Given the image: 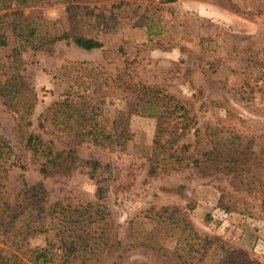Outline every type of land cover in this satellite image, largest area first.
<instances>
[{"label":"rangeland","instance_id":"obj_1","mask_svg":"<svg viewBox=\"0 0 264 264\" xmlns=\"http://www.w3.org/2000/svg\"><path fill=\"white\" fill-rule=\"evenodd\" d=\"M7 10L29 16L41 34L101 42L84 50L61 39L12 60V38L0 48V63L10 62L36 94L26 130L74 156L68 173L48 165L40 173L43 157L23 146L0 97V135L13 164L0 173L7 207L39 184L42 210L55 201L74 217L97 209L92 250L68 264H264V0H36ZM75 88L96 104L117 145L68 142L49 122L39 125L38 115ZM164 107L171 114L157 127L148 112ZM183 124L172 146L181 165L148 175L155 136L170 137ZM202 152L209 154L194 164L190 154ZM46 222L47 231L22 240V262L41 264L33 255L42 249L44 264H64L59 222ZM145 238L159 251L142 245ZM197 242V251L187 250Z\"/></svg>","mask_w":264,"mask_h":264},{"label":"trees","instance_id":"obj_2","mask_svg":"<svg viewBox=\"0 0 264 264\" xmlns=\"http://www.w3.org/2000/svg\"><path fill=\"white\" fill-rule=\"evenodd\" d=\"M33 1L36 0H0V48L7 46V39L9 37L12 38L8 55L11 56V60L25 48L48 50L49 45L61 39H69L75 46L84 50H91L101 46V42L97 38L81 34H70L68 32H61L53 36L45 33L41 34L38 32L37 22H34L29 16L23 15L20 10H7L12 2L17 5H23ZM13 69V66H10V62L0 63V97L13 113L14 130L17 137L23 141V146L27 150L43 157L44 160L38 170L40 173L44 174L47 171V165L49 167L61 166L62 172L64 174L68 173L74 162L71 150L52 151L50 140H44L39 135L32 134L26 130L31 125L29 115L35 105L36 94L23 77L19 73L14 72ZM90 101L88 95L81 92L78 88L70 89L66 91L62 98L51 103L43 113L38 115L39 125L49 122L58 131L68 136V142H89L97 146L117 145L118 141H113L109 132L99 124L96 104H91ZM97 102L98 98L96 99ZM153 106V104H150L147 107L153 109ZM171 109L172 111H179L178 116H183L185 113L183 106L178 103L172 104ZM148 114L156 117L158 127L162 123L160 118L171 114V110L169 111L164 107L160 112L152 110ZM186 126V124L181 125L177 134L164 139H160L158 134L155 136L151 152L153 160L147 169L148 175L156 173L158 167L162 170L164 167L177 169V166L181 165L183 157L179 155L178 151L172 149V146L176 143L177 138L181 136ZM9 152L10 146L8 142L0 135V173H5L13 165L12 161L7 162ZM198 154L206 155L209 152L191 153L189 158L194 164L197 162L195 156ZM85 163L90 164L91 168L93 167L92 165H95V162L91 161ZM38 188L39 184H36L26 189L23 192V199L17 204L8 207L0 197V232L6 238V247L0 248V264H26L21 261L20 256L16 252L25 237L47 231V226L45 225L48 218L56 219L59 222L57 234L60 235L59 242L64 264H68V258L84 255L92 250L94 242H91V239L94 229L91 230L90 224L95 221L94 216L97 213V209L83 218L82 215L87 210L77 212L74 217L70 214L65 215L63 205L55 201L45 210H42L41 201L36 198L39 194ZM99 193L100 189H97V199L100 197ZM33 198L35 199L31 200ZM75 211L77 210L75 209ZM92 214L93 218L90 220ZM77 216H80V219ZM21 221L25 222L20 223ZM17 227H21L23 230H17ZM15 237L19 238L14 239ZM151 239L145 238V242H141V244L159 251L160 247H156L155 242L151 241ZM188 245V251H197L200 244L198 242L195 243L196 247H193V243ZM177 258L181 259L179 255H177ZM38 259H41V264L46 262L45 252L42 249L37 250L33 255V261ZM181 263L186 264L183 259Z\"/></svg>","mask_w":264,"mask_h":264}]
</instances>
